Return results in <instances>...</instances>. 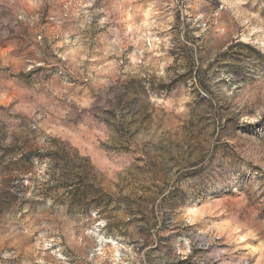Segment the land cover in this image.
Wrapping results in <instances>:
<instances>
[{
  "label": "rangeland",
  "instance_id": "1",
  "mask_svg": "<svg viewBox=\"0 0 264 264\" xmlns=\"http://www.w3.org/2000/svg\"><path fill=\"white\" fill-rule=\"evenodd\" d=\"M0 264H264V0H0Z\"/></svg>",
  "mask_w": 264,
  "mask_h": 264
}]
</instances>
